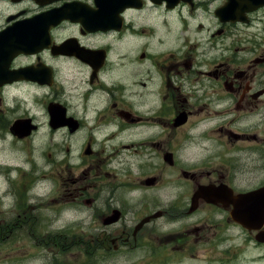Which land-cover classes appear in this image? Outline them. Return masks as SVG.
Segmentation results:
<instances>
[{"label":"flooded vegetation","instance_id":"af4514ba","mask_svg":"<svg viewBox=\"0 0 264 264\" xmlns=\"http://www.w3.org/2000/svg\"><path fill=\"white\" fill-rule=\"evenodd\" d=\"M240 1L249 0H0V264H99L161 217L173 219L170 245H208L238 227L227 207L244 203L229 194L251 189L233 192L215 161L193 177L188 156L163 146L210 121L208 137L219 119L238 135L235 119L264 112V51L247 64L228 55L230 29L251 35L264 20V6L226 14L227 2ZM176 169L183 181L173 179ZM134 171L142 176L123 180ZM136 189L175 206L116 237L86 233L95 217L104 229L119 224ZM178 204H187L186 228ZM83 209L87 230L73 233L84 227ZM114 211L119 220L104 224Z\"/></svg>","mask_w":264,"mask_h":264},{"label":"rangeland","instance_id":"374dc122","mask_svg":"<svg viewBox=\"0 0 264 264\" xmlns=\"http://www.w3.org/2000/svg\"><path fill=\"white\" fill-rule=\"evenodd\" d=\"M263 16H257V20L262 19ZM258 29L253 28V34L248 35L245 32H241V26L230 29L227 34V44L231 46L228 51V55L232 54L237 60L247 64L251 62L252 58L259 57L264 51V20L262 23H257ZM243 121L235 119L232 125L234 131L238 135H228L222 122L227 120L219 119L217 121V131H213L212 135L205 137L202 133L206 128H213V123L208 121L201 127L189 130L191 132L184 137L185 133L180 135L174 134L170 136L165 142L163 148L166 151L170 144L173 142L178 149L179 154L187 155L189 160L185 162V168H188V173L193 177H197L203 172L204 162L215 161L218 165L216 175L220 177H226L231 183L233 181L234 186L240 188H251L257 189L258 186L264 185V135L262 131L257 130L258 125L264 128V112L249 109V115L244 116ZM45 127L43 131H45ZM257 130V131H255ZM58 139H62L63 136H57ZM254 138V139H253ZM49 145V143H48ZM46 151H51L47 149ZM71 151H74L71 149ZM216 156V157H215ZM211 157V158H210ZM127 160H125L126 162ZM181 161V160H180ZM234 162V163H233ZM233 163V165H232ZM122 178V170H119ZM179 170L172 174V177L176 181H183L184 178L179 174ZM156 175L160 176V173ZM137 171L127 173L124 175L123 180L130 182L134 177H140ZM186 180V179H185ZM225 180V179H224ZM109 182V181H107ZM193 181H189L187 185L183 184L181 187L182 194L180 199L185 202L187 201L188 195L191 192ZM142 190L136 189L134 194L130 193L128 198V204L123 207V218L122 221L117 225L109 226L104 229L99 225V221L94 220V225L97 224L95 229H89L86 233H93L96 231L111 233L113 237L122 231L128 230L131 232L133 226L142 219L146 214L153 213L157 210H165L173 208L175 205H157V201L154 198L159 196H147L143 195ZM142 198L148 200H154L156 204L153 206H142ZM187 204H178V211L183 220L180 223L181 228H186L190 222V218L187 219V215L183 213L182 208H185ZM180 208V209H179ZM203 210V208H202ZM98 214L107 213L106 211H98ZM90 210H82L81 216L84 220V227L73 226V233H84L91 219ZM208 216L212 215V212L207 213ZM199 216V215H197ZM196 216V217H197ZM204 217L205 215L202 214ZM216 222L222 223L219 220V214H216ZM78 217V218H79ZM171 221L166 218H158L152 223L143 226V229L139 231L135 237L136 241L133 242V237H129L127 241L116 244V250L113 254L106 256L104 253L100 254L97 262L99 264H264V256L261 255L264 251H261L256 258H259L260 262L250 263L245 261L249 258V248L247 249L243 244V237H239L235 231H223L224 235L220 239L213 237L209 240L208 245L202 241H192L183 244L182 242H171L167 241L169 238V231L173 232L175 228ZM174 227V228H173ZM177 227V226H176ZM172 228V229H171ZM85 233V234H86ZM223 238V239H222ZM218 244H220L218 246ZM175 248H180V251H176ZM102 250V249H101ZM74 251L76 249L74 248Z\"/></svg>","mask_w":264,"mask_h":264},{"label":"water","instance_id":"95a60500","mask_svg":"<svg viewBox=\"0 0 264 264\" xmlns=\"http://www.w3.org/2000/svg\"><path fill=\"white\" fill-rule=\"evenodd\" d=\"M257 201V200H256ZM255 207V206H254ZM154 216H156V215H154ZM119 213L117 212V211H114L111 215H109V216H107V217H105L104 219H103V223L104 224H110V223H113V222H116V221H118L119 220ZM150 219V218H149ZM148 219V220H149ZM148 220H146V221H148ZM142 224V223H141ZM141 224L140 225H137L136 226V229L135 230H138L140 227L139 226H141Z\"/></svg>","mask_w":264,"mask_h":264}]
</instances>
